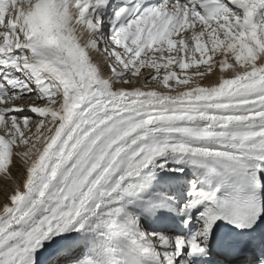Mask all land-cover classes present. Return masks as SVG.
I'll return each mask as SVG.
<instances>
[{"label":"snow or ice","instance_id":"obj_1","mask_svg":"<svg viewBox=\"0 0 264 264\" xmlns=\"http://www.w3.org/2000/svg\"><path fill=\"white\" fill-rule=\"evenodd\" d=\"M0 264H264V0H0Z\"/></svg>","mask_w":264,"mask_h":264},{"label":"bare ground","instance_id":"obj_2","mask_svg":"<svg viewBox=\"0 0 264 264\" xmlns=\"http://www.w3.org/2000/svg\"><path fill=\"white\" fill-rule=\"evenodd\" d=\"M210 83V82H209Z\"/></svg>","mask_w":264,"mask_h":264}]
</instances>
